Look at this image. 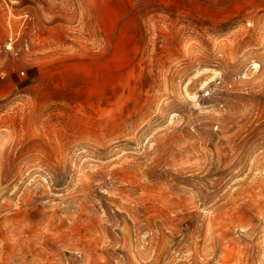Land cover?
Returning a JSON list of instances; mask_svg holds the SVG:
<instances>
[{"label": "rangeland", "instance_id": "374dc122", "mask_svg": "<svg viewBox=\"0 0 264 264\" xmlns=\"http://www.w3.org/2000/svg\"><path fill=\"white\" fill-rule=\"evenodd\" d=\"M0 264H264V0H0Z\"/></svg>", "mask_w": 264, "mask_h": 264}]
</instances>
